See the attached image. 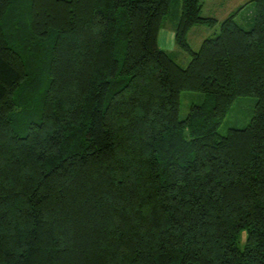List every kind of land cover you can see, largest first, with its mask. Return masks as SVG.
<instances>
[{
	"label": "trees",
	"instance_id": "trees-1",
	"mask_svg": "<svg viewBox=\"0 0 264 264\" xmlns=\"http://www.w3.org/2000/svg\"><path fill=\"white\" fill-rule=\"evenodd\" d=\"M0 0V264H264V0ZM121 49V50H120ZM119 51L123 52L118 59ZM203 100L180 116L181 92ZM240 96L249 123L220 135Z\"/></svg>",
	"mask_w": 264,
	"mask_h": 264
},
{
	"label": "rangeland",
	"instance_id": "rangeland-1",
	"mask_svg": "<svg viewBox=\"0 0 264 264\" xmlns=\"http://www.w3.org/2000/svg\"><path fill=\"white\" fill-rule=\"evenodd\" d=\"M202 7L200 14L202 16L214 17L217 19V24L214 26H207L205 24L194 25L188 32L187 39L188 43L193 50H197L200 47L202 40L208 36H212L218 32L219 23L227 17L231 12L235 11L239 6L237 5L238 0H200ZM241 9L237 11L234 19L244 28L250 27V12L253 9V2L244 1L240 4ZM181 11V0H171L169 13L167 15L165 24L161 29L169 31L170 27L175 25L178 21L179 13ZM162 34L158 33L159 44H162ZM158 41V39H157ZM159 46V45H158ZM162 49L169 51L173 57L181 66L185 67L190 56L185 51L177 48L172 43L162 46ZM161 48V47H160ZM121 50V49H120ZM123 52L119 51L117 56L118 59H122ZM203 100V94L195 91H183L181 92V106H180V116L184 118L188 111L189 106L192 103H200ZM255 105V97L253 96H240L231 105V108L226 113L221 123L218 126V132L220 135H225L228 129L231 127L242 128L246 126L253 114Z\"/></svg>",
	"mask_w": 264,
	"mask_h": 264
},
{
	"label": "crops",
	"instance_id": "crops-1",
	"mask_svg": "<svg viewBox=\"0 0 264 264\" xmlns=\"http://www.w3.org/2000/svg\"><path fill=\"white\" fill-rule=\"evenodd\" d=\"M244 1H250V0H238L237 5L240 6V4H242ZM174 25L172 27H170L169 31H165L163 29H160L159 32H163L162 34V44H159V38H158V45L159 47L163 48L162 46H165L166 44L172 43V41L174 40ZM158 32V33H159Z\"/></svg>",
	"mask_w": 264,
	"mask_h": 264
}]
</instances>
